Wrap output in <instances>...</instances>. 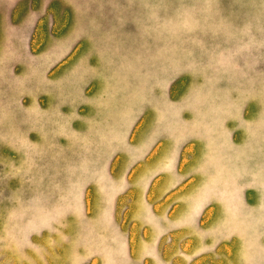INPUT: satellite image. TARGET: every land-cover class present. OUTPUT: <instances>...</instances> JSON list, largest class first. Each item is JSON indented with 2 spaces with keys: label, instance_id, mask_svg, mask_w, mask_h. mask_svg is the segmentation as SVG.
<instances>
[{
  "label": "rangeland",
  "instance_id": "374dc122",
  "mask_svg": "<svg viewBox=\"0 0 264 264\" xmlns=\"http://www.w3.org/2000/svg\"><path fill=\"white\" fill-rule=\"evenodd\" d=\"M0 264H264V0H0Z\"/></svg>",
  "mask_w": 264,
  "mask_h": 264
}]
</instances>
